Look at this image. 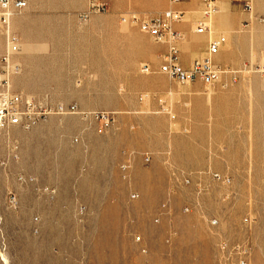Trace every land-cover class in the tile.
Masks as SVG:
<instances>
[{
	"label": "rangeland",
	"instance_id": "rangeland-1",
	"mask_svg": "<svg viewBox=\"0 0 264 264\" xmlns=\"http://www.w3.org/2000/svg\"><path fill=\"white\" fill-rule=\"evenodd\" d=\"M102 1L32 0L12 25L10 90L63 111L0 131V264H224L221 242L264 264V0L181 10L183 65L227 39L209 86L160 74L168 41L140 30L183 0Z\"/></svg>",
	"mask_w": 264,
	"mask_h": 264
},
{
	"label": "built area",
	"instance_id": "built-area-1",
	"mask_svg": "<svg viewBox=\"0 0 264 264\" xmlns=\"http://www.w3.org/2000/svg\"><path fill=\"white\" fill-rule=\"evenodd\" d=\"M171 2L178 5L181 0H171ZM215 3L216 0H203L206 17L211 16L216 11ZM26 7V0H0V32L3 34L6 44V51L0 59V68L4 72L0 77V131L9 130L13 127L28 129L54 113L63 111V107L53 108L43 100L14 94L10 90L11 74L20 71V66L13 61V56L20 52L21 44L19 36L12 30V20L15 16L21 15ZM245 9L251 11L252 7L246 3ZM108 11V5L102 0H88V10L81 17L88 18L94 14L108 13ZM132 19L134 22L139 21L136 16H133ZM183 19V11L170 8L150 20L139 21L140 30L143 33L158 41H168V52L164 56L158 72L181 84L201 81L209 86L218 83L222 71L214 64V59L226 44V37L211 40L204 59L196 60L187 67L181 63L180 52L176 44L179 35L173 32L171 28L174 23L182 22ZM209 30L210 28L205 21H200L196 27V32L200 35ZM259 72L264 74V68H260ZM142 73L151 74L153 70L150 66L145 65L142 67ZM143 157L146 163L150 162L149 154H145ZM130 168V164L122 166V170L126 173L125 178L128 177ZM136 197V194L132 195L133 199ZM213 224H217V221ZM220 251L225 255L224 264H247L246 251L240 246L231 247L226 242H221Z\"/></svg>",
	"mask_w": 264,
	"mask_h": 264
},
{
	"label": "crops",
	"instance_id": "crops-1",
	"mask_svg": "<svg viewBox=\"0 0 264 264\" xmlns=\"http://www.w3.org/2000/svg\"><path fill=\"white\" fill-rule=\"evenodd\" d=\"M27 1V0H26ZM87 2V0H85ZM180 5L176 6L177 9L183 10L186 14L190 12L191 10H196L197 8H201L202 6V0H183ZM223 1V0H222ZM32 0H29L27 2V7L23 11V13L19 16H15L12 20V25L14 23H18L19 20H16L18 17H21L25 14L26 10L28 9V4H31ZM233 0H225V3H223L222 8L218 9V13L220 14L221 18H231V14L233 11L239 8L238 4H234ZM186 66L188 67L190 65V61L185 63Z\"/></svg>",
	"mask_w": 264,
	"mask_h": 264
},
{
	"label": "bare ground",
	"instance_id": "bare-ground-1",
	"mask_svg": "<svg viewBox=\"0 0 264 264\" xmlns=\"http://www.w3.org/2000/svg\"><path fill=\"white\" fill-rule=\"evenodd\" d=\"M211 22V21H210Z\"/></svg>",
	"mask_w": 264,
	"mask_h": 264
}]
</instances>
